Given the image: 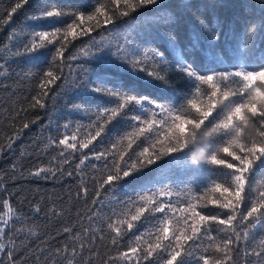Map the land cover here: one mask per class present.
<instances>
[{
  "label": "trees",
  "instance_id": "16d2710c",
  "mask_svg": "<svg viewBox=\"0 0 264 264\" xmlns=\"http://www.w3.org/2000/svg\"><path fill=\"white\" fill-rule=\"evenodd\" d=\"M17 2L22 7L9 20L8 14ZM96 7L106 9L109 15L115 13L116 22L90 35H78L76 39L68 36L65 40L64 30L72 22L71 14L82 12L87 16ZM53 8L69 15L36 18L43 10ZM126 10L130 14L121 17L119 13ZM87 26L88 22L82 25ZM56 28L61 31L56 32ZM209 29L216 33L214 41ZM40 32H48L53 43L45 41V47L38 52L25 54L23 46L34 41ZM169 35L175 37V44L166 39ZM197 37L199 44L193 47ZM101 42L105 51L94 57ZM61 44L66 45L61 48L63 57L55 51ZM155 49L164 55L170 69L182 56L199 74L216 70L214 82L223 92L225 85L219 79V71L258 70L264 66V0H160L157 5L140 7L135 12L123 4L117 10L112 0H0V261L4 264H12L9 252L15 264H133L122 259L124 252L138 257L135 264H164L167 250L163 245L167 242L156 239L157 231L163 222L178 227L174 221L182 214L179 207L186 206V201L198 197L197 202L204 205L201 210L207 215L226 219L232 214L211 203L220 194L211 185L204 188V184L223 182L229 186L234 181L230 174L233 170L206 161L200 162L199 169L185 168L182 163L194 160L202 152L206 157L217 155L218 159L233 162L222 152L224 144L212 128L234 107L229 101L239 102V97L230 96L229 101H223L226 108L220 103L222 97L213 98L217 99V110L201 129L195 130V141L189 126L186 139L191 151L178 154L180 163L168 157L151 166L138 163L145 159L140 152L156 144L159 133L156 129L141 133L140 128L147 125L132 117L139 115L158 122L167 118L152 106L126 104L112 122L104 119L105 110L125 104L128 95L148 97L190 112L189 98L195 97L198 104L207 106V93L212 90L208 85H200L201 92L197 94L194 81L177 78V73L170 71L173 85L166 87L146 72L133 70L122 62L129 55L150 65L149 71L163 75L161 63L150 54ZM49 70L63 76L46 86L48 95L44 96L40 84ZM92 87L121 95L98 94ZM34 97L44 107L35 105ZM98 123L104 125L102 135L92 140L89 148H80V143H87L99 130ZM245 131L255 136L252 125ZM72 135L77 137L76 149L59 145L60 139ZM101 153L102 159L94 158ZM125 161L137 163L140 170L112 188L101 187L110 167ZM38 171L40 175H36ZM246 188L248 199L235 213L237 221L232 226L213 225L210 235L193 246L199 249L197 255L210 257V264L223 259L217 246L229 239L233 264H264V215L258 224L253 218L243 221L241 216L258 203L259 194L264 192V166L256 167ZM161 192L170 195L161 196ZM160 199L171 200L176 207L163 222L162 214L153 211V202ZM141 208L146 209L141 219L131 221ZM130 222L134 227L128 230ZM156 243H161L162 248H148ZM131 247L142 251L132 254ZM146 251H153V256L144 259ZM256 252L262 255L257 257Z\"/></svg>",
  "mask_w": 264,
  "mask_h": 264
},
{
  "label": "snow or ice",
  "instance_id": "6c2138e0",
  "mask_svg": "<svg viewBox=\"0 0 264 264\" xmlns=\"http://www.w3.org/2000/svg\"><path fill=\"white\" fill-rule=\"evenodd\" d=\"M24 3L27 0H23ZM160 3V0H112V4L119 10L121 4L126 9H130L135 12L140 7L153 6ZM22 7V4L17 2L14 7L11 8L8 14V19H11V15ZM130 13L129 11H122L119 13L121 17H126ZM68 13L53 8L51 10L45 9L39 13L37 19L46 18H63ZM73 19L72 22L67 24V28L64 30V39L68 36L76 39L78 35L87 36L91 32L98 30L99 28H107L108 25L114 24L116 21L113 18L115 13L109 15L108 11L102 7H96L95 11L85 16L84 13H73L71 14ZM103 18L101 21L100 18ZM95 22L92 24L91 22ZM88 22L87 27H82ZM77 28H80V32L77 33ZM56 32H60V28L55 29ZM211 39L214 41L216 33L209 29ZM170 44H175V37L169 35L166 37ZM47 41L49 44L53 42L49 40L48 32L37 33L34 41L23 46L25 54H32L38 52L41 48L45 47L44 43ZM56 43L59 44V41ZM199 44V38L197 37L193 42V47H197ZM61 48H66V45L61 44L60 47L55 48L56 54L59 57H63ZM121 51L120 48L117 49ZM103 42L97 45V52L94 53V57H98L104 52ZM151 56L154 60L161 63L164 74L154 73L149 71L150 65L145 64L144 61L133 58L132 56L126 55L123 59V63L133 70L146 72V75L152 78L154 81L161 82L166 87L173 85V79L170 76V71L177 73V78L185 77L194 81V88L197 94H200V85L206 84L212 89L207 93L209 102L207 106H202L197 103L195 97L187 99V105L190 106L191 112L188 109H179L175 106L169 107L163 103L154 101L148 97L137 98L134 95H128L125 99V104H120L110 111L105 110L107 113L104 117L106 122H112L116 117L121 115V112L125 108L126 104H137V105H150L155 111L164 114L167 118L160 120H144L141 116H133L132 119L139 124H146L147 127H141L140 132L151 133L156 129L159 133L156 144L149 147L143 148L140 152V157H144L143 160H138V163L143 166H151L156 164L164 157L173 159L174 162H179L178 154H183L186 151H191L190 144L186 137L189 135V126L191 127V138L193 141L197 139L195 130L201 129L202 125L213 116L214 111L217 110V99L222 97L220 103L222 108H226L227 105L223 104V101H229V97H239V102L229 101L234 103V107H231L226 113L223 114L220 122L215 124L212 128V133L215 134L221 143L224 144L222 152L230 157L233 162H227L226 159H218L217 155H210L206 157L205 153H200L199 156L194 157L192 161H184L182 165L185 168H197L201 161H206L207 164L214 166H226L227 169L233 170L231 175L234 176V181L229 186H224L223 182L214 183L211 182L204 184V188L211 185L212 190L220 194V197L212 200L213 205H217L223 209H229L232 211L231 215H228L226 219L219 218L215 215L205 214L201 208L204 205L198 203L199 198L196 200L186 201V206L179 207L181 215L177 216L174 223L178 227L173 228L169 223L163 222L169 217V214L176 211V207L173 205L171 200H155L153 202V211L162 214L161 221L163 226L160 227L156 234V239L167 242L163 245L166 249V256L164 258V264H195L196 261L201 264H210V257L206 254L197 255L198 248L194 249V245L205 237L209 236L213 231V225H225L232 226L233 222L237 221V215L235 214L240 208L244 206L247 201V184L249 183L250 176L254 173L256 167L264 166V66L257 69H245L240 68L236 70H223L219 71V79L225 85V90L221 92L220 87L214 81L217 78V71L212 70L207 74L197 73L190 61H186L182 56L177 60L175 66L169 68L165 61L164 55L155 49L151 51ZM120 60V57H117ZM63 74H56L49 70L43 74L42 82L40 87L44 96L48 95L46 90L47 85L54 84L56 81L62 79ZM231 86L232 90H229ZM92 91L98 94H106L109 96H120L121 94L116 91H109L101 87H92ZM35 105L44 107V104L37 97H34ZM175 112V114H173ZM249 125L254 128L255 136H250L246 133L245 129ZM28 127L27 124L24 125ZM67 127V125L65 126ZM98 129L87 143H80V148H89L92 140L100 137L104 131V125L98 123ZM59 145L65 146L67 149L77 148V137L76 135L65 136L59 140ZM157 144L159 148H157ZM131 143L129 147L131 148ZM63 155V153H62ZM104 154L101 153L96 155L95 159H102ZM87 159V156L85 157ZM123 160V155L120 156ZM131 159V157H129ZM84 160H81V164ZM137 163L128 164L127 161L123 165L114 163L106 177L101 180V187L108 186L109 188L114 187L118 181L128 178L133 175L134 172L139 171ZM43 171V170H40ZM36 175H40L38 171ZM163 187V186H162ZM161 196L170 195V192H161ZM264 192L259 194L258 203H253L246 211V214L241 213L243 221H249L250 218L255 219V222L260 223L261 215H264ZM146 209H139L137 215L131 216V221L136 222L141 219ZM134 227L133 223H128L127 228L131 230ZM3 231V229H0ZM117 236L121 235L120 229H116ZM247 235V233H245ZM113 243H117L114 239ZM232 240L229 239L223 245L217 246V251L223 253V259H216L212 261V264H233V257L231 255ZM148 248L159 250L162 248L161 243L155 245L149 244ZM0 250H3V246L0 245ZM142 249L137 247H131L130 252L132 254H138ZM153 251H146L144 259L151 258ZM205 253L207 249L204 250ZM12 264H15V258L11 252L7 253ZM255 255L260 257L261 252H256ZM137 256H130L129 252L122 253V259L126 261L131 260L135 264ZM0 264H4L0 261Z\"/></svg>",
  "mask_w": 264,
  "mask_h": 264
},
{
  "label": "rangeland",
  "instance_id": "374dc122",
  "mask_svg": "<svg viewBox=\"0 0 264 264\" xmlns=\"http://www.w3.org/2000/svg\"><path fill=\"white\" fill-rule=\"evenodd\" d=\"M0 229H3V225L0 223ZM3 231H0V236L2 235ZM0 245L3 246V242L0 239ZM1 251V250H0Z\"/></svg>",
  "mask_w": 264,
  "mask_h": 264
}]
</instances>
